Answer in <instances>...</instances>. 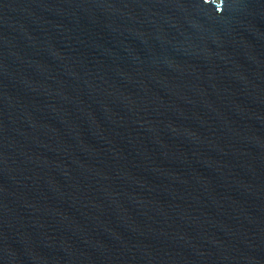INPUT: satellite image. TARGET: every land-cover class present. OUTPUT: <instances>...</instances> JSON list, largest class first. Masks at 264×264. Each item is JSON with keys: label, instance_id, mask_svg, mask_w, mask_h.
Returning a JSON list of instances; mask_svg holds the SVG:
<instances>
[{"label": "water", "instance_id": "95a60500", "mask_svg": "<svg viewBox=\"0 0 264 264\" xmlns=\"http://www.w3.org/2000/svg\"><path fill=\"white\" fill-rule=\"evenodd\" d=\"M0 264H264V0H0Z\"/></svg>", "mask_w": 264, "mask_h": 264}]
</instances>
